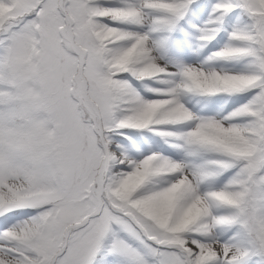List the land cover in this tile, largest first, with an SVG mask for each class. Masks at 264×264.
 Segmentation results:
<instances>
[{
	"label": "snow or ice",
	"instance_id": "snow-or-ice-1",
	"mask_svg": "<svg viewBox=\"0 0 264 264\" xmlns=\"http://www.w3.org/2000/svg\"><path fill=\"white\" fill-rule=\"evenodd\" d=\"M0 264H264V0H0Z\"/></svg>",
	"mask_w": 264,
	"mask_h": 264
}]
</instances>
